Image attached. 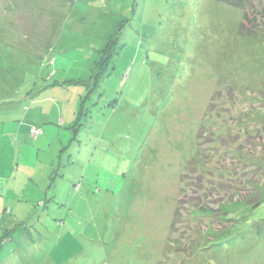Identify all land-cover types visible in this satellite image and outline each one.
Returning a JSON list of instances; mask_svg holds the SVG:
<instances>
[{
    "label": "rangeland",
    "instance_id": "rangeland-1",
    "mask_svg": "<svg viewBox=\"0 0 264 264\" xmlns=\"http://www.w3.org/2000/svg\"><path fill=\"white\" fill-rule=\"evenodd\" d=\"M247 2L0 0V264H264Z\"/></svg>",
    "mask_w": 264,
    "mask_h": 264
},
{
    "label": "trees",
    "instance_id": "trees-1",
    "mask_svg": "<svg viewBox=\"0 0 264 264\" xmlns=\"http://www.w3.org/2000/svg\"><path fill=\"white\" fill-rule=\"evenodd\" d=\"M216 1H221V2H224L226 4H229L237 9H240L243 13H244V16L242 17V20L239 24V32L243 33L244 35L247 34L246 31H248L250 33H252L251 31V24H253L251 21L252 19H254L255 15L252 13L253 11H251V8H250V5L252 4V2H247V0H216ZM249 5V6H248ZM251 15V16H250ZM262 17H264V14H260ZM84 19V18H83ZM251 31H250V30ZM253 29V28H252ZM255 31V29H254ZM74 33H77L75 30H73ZM255 33V32H254ZM110 38H113V36H111ZM54 62V58H52L50 60V64H53ZM101 64V61L98 60L96 62V65L97 67ZM54 72H51V74H53ZM81 80H79L80 82ZM264 118H262L261 120H263ZM32 128H36L35 126H30L29 129H28V134L32 137L33 140H36L38 137H40L42 135V129L39 127L40 129V133L34 138L31 134V129ZM231 199V198H229ZM228 200V199H227ZM11 241V240H10ZM5 242V239H3L1 241V243L3 244ZM23 242V241H21Z\"/></svg>",
    "mask_w": 264,
    "mask_h": 264
},
{
    "label": "crops",
    "instance_id": "crops-1",
    "mask_svg": "<svg viewBox=\"0 0 264 264\" xmlns=\"http://www.w3.org/2000/svg\"><path fill=\"white\" fill-rule=\"evenodd\" d=\"M81 13L79 11V34L90 33L96 35L99 33V28L97 27L98 21L95 20H84L80 17ZM8 107L6 105L1 106L0 110H5ZM39 138V137H38Z\"/></svg>",
    "mask_w": 264,
    "mask_h": 264
},
{
    "label": "built area",
    "instance_id": "built-area-1",
    "mask_svg": "<svg viewBox=\"0 0 264 264\" xmlns=\"http://www.w3.org/2000/svg\"><path fill=\"white\" fill-rule=\"evenodd\" d=\"M40 133V129L39 128H32L31 129V134L32 136L35 138L38 134Z\"/></svg>",
    "mask_w": 264,
    "mask_h": 264
}]
</instances>
